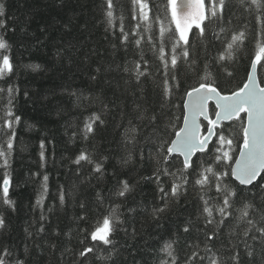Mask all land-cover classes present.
<instances>
[{"label": "trees", "instance_id": "16d2710c", "mask_svg": "<svg viewBox=\"0 0 264 264\" xmlns=\"http://www.w3.org/2000/svg\"><path fill=\"white\" fill-rule=\"evenodd\" d=\"M171 2L0 0V264H264L244 115L167 154L189 89H238L257 53L264 83V0H204L186 41Z\"/></svg>", "mask_w": 264, "mask_h": 264}, {"label": "water", "instance_id": "95a60500", "mask_svg": "<svg viewBox=\"0 0 264 264\" xmlns=\"http://www.w3.org/2000/svg\"><path fill=\"white\" fill-rule=\"evenodd\" d=\"M171 10L182 40H186L191 29L201 26L205 19L203 0H174ZM260 58V53L253 58L244 83L231 93H220L215 86L207 84L186 93L182 124L167 148L169 156L179 155L185 165H190L195 154L205 150L212 141L216 126L244 113L245 142L231 166V174L245 186L258 179L264 171V83L259 81L257 70ZM211 102L216 107L212 120L209 114ZM200 118L209 121L203 136Z\"/></svg>", "mask_w": 264, "mask_h": 264}, {"label": "rangeland", "instance_id": "374dc122", "mask_svg": "<svg viewBox=\"0 0 264 264\" xmlns=\"http://www.w3.org/2000/svg\"><path fill=\"white\" fill-rule=\"evenodd\" d=\"M237 147H238V144L236 145V144H234V146L232 147V151L233 152H235L236 151V149H237Z\"/></svg>", "mask_w": 264, "mask_h": 264}, {"label": "bare ground", "instance_id": "6f19581e", "mask_svg": "<svg viewBox=\"0 0 264 264\" xmlns=\"http://www.w3.org/2000/svg\"><path fill=\"white\" fill-rule=\"evenodd\" d=\"M237 119V118H236Z\"/></svg>", "mask_w": 264, "mask_h": 264}]
</instances>
